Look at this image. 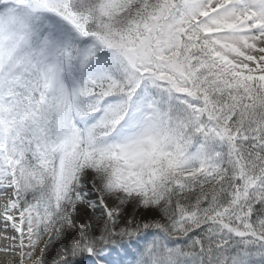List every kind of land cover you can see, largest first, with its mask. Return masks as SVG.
Listing matches in <instances>:
<instances>
[{
  "label": "snow or ice",
  "instance_id": "1",
  "mask_svg": "<svg viewBox=\"0 0 264 264\" xmlns=\"http://www.w3.org/2000/svg\"><path fill=\"white\" fill-rule=\"evenodd\" d=\"M0 264H264V0H0Z\"/></svg>",
  "mask_w": 264,
  "mask_h": 264
},
{
  "label": "rangeland",
  "instance_id": "2",
  "mask_svg": "<svg viewBox=\"0 0 264 264\" xmlns=\"http://www.w3.org/2000/svg\"><path fill=\"white\" fill-rule=\"evenodd\" d=\"M52 251H54V248L52 249Z\"/></svg>",
  "mask_w": 264,
  "mask_h": 264
}]
</instances>
